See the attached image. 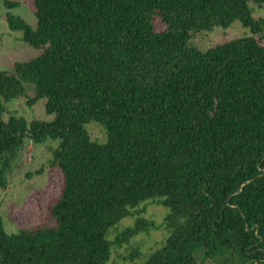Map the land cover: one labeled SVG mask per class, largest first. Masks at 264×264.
Returning <instances> with one entry per match:
<instances>
[{
	"label": "trees",
	"instance_id": "trees-1",
	"mask_svg": "<svg viewBox=\"0 0 264 264\" xmlns=\"http://www.w3.org/2000/svg\"><path fill=\"white\" fill-rule=\"evenodd\" d=\"M3 1L36 16L35 28L5 18L44 51L0 70V186L26 138L59 147L46 184L8 204L18 231L0 215V264H109L114 248L159 228L167 236L141 264H198L199 249L264 264V18L250 6L264 0ZM234 20L251 35L190 44ZM21 96L45 98L53 120H5ZM91 121L105 143L91 139ZM148 202L168 209L162 223L138 209Z\"/></svg>",
	"mask_w": 264,
	"mask_h": 264
},
{
	"label": "rangeland",
	"instance_id": "rangeland-1",
	"mask_svg": "<svg viewBox=\"0 0 264 264\" xmlns=\"http://www.w3.org/2000/svg\"><path fill=\"white\" fill-rule=\"evenodd\" d=\"M250 6L253 18H264V3L251 2ZM7 13L21 16L33 28L36 27L37 19L26 5L20 4L9 9L4 5V1L0 0V70L14 73L16 63L39 56L44 51V47L36 48L24 42L22 31L9 28L5 18ZM247 35H251L250 29L242 25L239 20H234L227 27L215 25L211 29L194 32L190 44L205 51L230 39ZM24 85L27 91L31 90L30 84ZM45 102L46 99L42 98L35 104L29 105L25 96L13 98L5 103L7 111L3 118L6 120L9 114L13 113L24 117L27 122L53 120L54 115L46 112ZM85 128L92 140L99 143L106 142L107 137L102 125L91 121L85 125ZM25 144L24 150L16 155L10 170L7 171L6 186H0V215L3 227L8 233L18 231L16 223L8 216V204H21L30 191L40 189L46 184L47 169L59 147V140L48 138L42 143L34 144L26 138ZM138 209L144 210L143 216L154 220L157 224L163 222L168 212L167 208L154 202L143 203ZM133 221L134 217H125L116 227L121 229L132 224ZM166 236L167 233L163 228L153 229L150 233H140L129 243L114 248L109 264H141L146 258L145 255L159 248ZM114 237V234L110 236L112 239ZM130 246H139L141 256L131 259ZM194 256L198 264H252L250 260L243 258L232 249L219 251L212 256H207L202 249H199Z\"/></svg>",
	"mask_w": 264,
	"mask_h": 264
}]
</instances>
